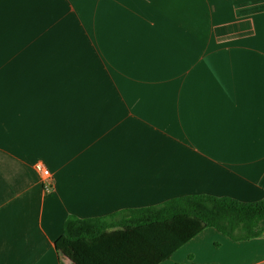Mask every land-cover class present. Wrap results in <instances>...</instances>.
Returning <instances> with one entry per match:
<instances>
[{
  "label": "crops",
  "instance_id": "1",
  "mask_svg": "<svg viewBox=\"0 0 264 264\" xmlns=\"http://www.w3.org/2000/svg\"><path fill=\"white\" fill-rule=\"evenodd\" d=\"M194 194L264 200V0H0V264H75L69 218ZM189 263L264 264V234L160 264Z\"/></svg>",
  "mask_w": 264,
  "mask_h": 264
},
{
  "label": "trees",
  "instance_id": "2",
  "mask_svg": "<svg viewBox=\"0 0 264 264\" xmlns=\"http://www.w3.org/2000/svg\"><path fill=\"white\" fill-rule=\"evenodd\" d=\"M115 226L120 229L108 231ZM207 228L234 241L261 237L264 200L194 194L106 218L73 217L56 246L75 264H160Z\"/></svg>",
  "mask_w": 264,
  "mask_h": 264
},
{
  "label": "built area",
  "instance_id": "3",
  "mask_svg": "<svg viewBox=\"0 0 264 264\" xmlns=\"http://www.w3.org/2000/svg\"><path fill=\"white\" fill-rule=\"evenodd\" d=\"M35 171L42 182V186L45 192L52 191L54 186V177L52 172L43 163L40 162L35 164Z\"/></svg>",
  "mask_w": 264,
  "mask_h": 264
}]
</instances>
